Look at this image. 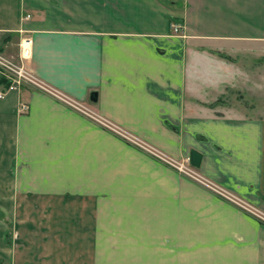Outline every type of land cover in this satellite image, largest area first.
<instances>
[{
	"label": "crops",
	"instance_id": "obj_1",
	"mask_svg": "<svg viewBox=\"0 0 264 264\" xmlns=\"http://www.w3.org/2000/svg\"><path fill=\"white\" fill-rule=\"evenodd\" d=\"M24 34L44 80L264 210V0H0V49ZM0 170V264H264L263 221L31 87L0 98Z\"/></svg>",
	"mask_w": 264,
	"mask_h": 264
},
{
	"label": "built area",
	"instance_id": "obj_2",
	"mask_svg": "<svg viewBox=\"0 0 264 264\" xmlns=\"http://www.w3.org/2000/svg\"><path fill=\"white\" fill-rule=\"evenodd\" d=\"M29 16V15H28ZM173 29L176 33L182 30V25L173 23ZM25 33V30H22ZM19 55L14 56L0 49V98H5L11 91L20 92L25 87H31L37 91H41L70 106L77 112L91 118L99 125L113 131L117 135L124 138L126 141L136 145L140 149L152 155L157 160L165 163L171 168L176 169L182 175L189 177L196 182L204 185L215 194L221 196L231 202L238 208L252 214L256 218L264 222V210L256 206L246 198L240 196L236 192L214 182L203 175L197 167L192 165L191 158L185 157L182 159L174 158L166 152L160 150L153 144L143 140L136 134L126 130L125 128L115 124L105 118L91 107L77 99L72 98L68 94L62 92L58 88L51 85L49 82L40 77L30 66L27 61L32 56L33 39L30 35H23L20 40ZM29 104L22 102L21 111L26 113L29 111Z\"/></svg>",
	"mask_w": 264,
	"mask_h": 264
},
{
	"label": "rangeland",
	"instance_id": "obj_3",
	"mask_svg": "<svg viewBox=\"0 0 264 264\" xmlns=\"http://www.w3.org/2000/svg\"><path fill=\"white\" fill-rule=\"evenodd\" d=\"M256 67H257V63H255ZM174 169V168H173ZM176 170V169H175ZM8 172H10L9 170H0V186H3L5 188L7 183H10L12 181V174H9ZM16 177H19L20 180H22V177L20 175ZM19 180V181H20ZM193 180V179H192ZM195 181V180H194ZM6 191H0V226H2V228H4L6 231L10 230L12 235L11 238L8 239V237H6V241L8 242V240L11 241L8 242L7 244L9 246H12L14 243V238L16 236V230L14 227V222L12 221V218L10 216L7 215L6 209L5 207H3L2 205L5 204L6 202ZM39 224L35 223V228L36 231L39 230ZM3 237L0 235V238ZM5 239V238H4ZM1 241V240H0ZM39 240L38 245L33 248V249H29V250H23L21 251L20 254H17V260L18 263H24V264H38V263H42V264H51V262L54 261H59L61 262L62 259H65L67 257L66 253H54L52 254L50 252L51 249H49V245H45L44 243L46 242V240ZM129 241V240H128ZM7 246L5 243L1 244L0 246ZM8 247V246H7ZM128 247H130V244L128 243ZM66 250V249H65ZM134 251V249L132 248L131 251ZM2 253V251H1ZM4 253V252H3ZM3 255H0V263L2 262L1 260L3 259ZM16 261V258H15ZM126 263V264H150V255L149 254H145V255H139V254H133V255H127V256H120V255H111V264H122V263Z\"/></svg>",
	"mask_w": 264,
	"mask_h": 264
},
{
	"label": "water",
	"instance_id": "obj_4",
	"mask_svg": "<svg viewBox=\"0 0 264 264\" xmlns=\"http://www.w3.org/2000/svg\"><path fill=\"white\" fill-rule=\"evenodd\" d=\"M190 158L192 165H194L197 168L201 166L202 154L200 152H198L197 150H192Z\"/></svg>",
	"mask_w": 264,
	"mask_h": 264
},
{
	"label": "trees",
	"instance_id": "obj_5",
	"mask_svg": "<svg viewBox=\"0 0 264 264\" xmlns=\"http://www.w3.org/2000/svg\"><path fill=\"white\" fill-rule=\"evenodd\" d=\"M11 235H12L11 231H10V230H8V231H7V233H6V237H8V239H10V238H11ZM8 242H10V243H11V241H10V240H8Z\"/></svg>",
	"mask_w": 264,
	"mask_h": 264
}]
</instances>
